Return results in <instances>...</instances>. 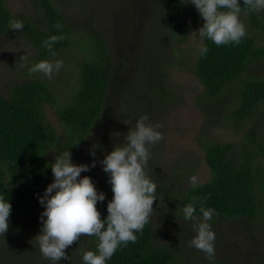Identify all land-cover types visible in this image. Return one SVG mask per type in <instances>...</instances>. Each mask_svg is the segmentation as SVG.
Wrapping results in <instances>:
<instances>
[{"label": "trees", "instance_id": "trees-1", "mask_svg": "<svg viewBox=\"0 0 264 264\" xmlns=\"http://www.w3.org/2000/svg\"><path fill=\"white\" fill-rule=\"evenodd\" d=\"M165 2L164 17L157 14L148 23L146 33L150 40L142 50L140 66L131 71L137 74L131 81L128 77H119L112 43L98 26L93 24L85 29L70 25L54 0H31L34 12L30 16H15L7 0H0V38L15 35L24 40L33 48L38 63L53 56L43 47V42L51 36H63L64 39L53 47L55 56L67 54L75 65L71 73L75 81L65 100L60 101L48 78L36 76L17 81L8 95L0 94V196L11 204L9 229L5 235H0V251L6 246L35 239L41 233L40 215L45 208L37 197L53 183L51 165L56 156L70 151L72 160L74 153L91 140L101 146L95 149L94 158L89 152L84 155L91 166L93 159L97 161L100 156L107 155L104 150L108 148L103 147L105 142L114 145L118 140L111 136L118 128L107 132L104 129L105 114L110 110L109 96L116 85L130 84L126 92H131L135 106L141 104L139 98L145 101L152 96L154 89L160 90L163 101L175 102L166 80L165 61L168 63V59L172 60L170 66L189 69L200 81L204 90L196 104L206 116L212 117V125L233 130L241 134V139L233 143H202L211 174L209 180L197 183L196 187L187 188L185 182L176 180L181 178L178 176L168 187L165 181L156 183L158 178L153 170L146 172L157 188L149 222L142 234L135 233V243L118 247L105 264H237L240 260L233 254L230 244H226L222 253H217V248H221L217 245L219 237L225 240L222 231L227 222L256 227L264 238V74L261 72L264 11H248L243 0H239L241 13L247 14L246 36L239 45L221 46L204 38L203 47L208 51L205 55L200 52L196 62L191 64L182 48L189 40L185 20L187 18L197 29L204 21L195 6L184 3L185 0ZM13 19L23 22V30L9 28ZM46 106L57 114L63 134L48 122ZM127 106L125 117L132 116V110L142 113L130 103ZM91 170H97L101 182L109 184L102 164L97 162ZM102 193L105 200L97 203V210L101 219L106 220L107 205L114 193L110 197H107L108 189ZM194 196L198 198L195 204L197 220H185L183 207L191 203ZM201 200L206 201V209H214L215 214L208 222L211 230L222 227L214 243L213 258H206L199 250L188 256L182 250L190 239L179 241L167 237L157 227L156 221L167 222L180 216L184 222L179 226L184 233L197 234L195 225L202 219ZM83 237L88 244L85 252L98 254V238ZM83 255L80 257L82 264ZM59 263L64 264V261L61 259Z\"/></svg>", "mask_w": 264, "mask_h": 264}, {"label": "rangeland", "instance_id": "rangeland-1", "mask_svg": "<svg viewBox=\"0 0 264 264\" xmlns=\"http://www.w3.org/2000/svg\"><path fill=\"white\" fill-rule=\"evenodd\" d=\"M54 2L70 25L86 29L94 24L106 33L112 43L119 77H128L131 81L137 78V74L131 71L140 66L142 50L150 40L146 33L148 23L157 14L163 18L167 11L165 0H75L74 2L73 0H54ZM7 5L15 16L21 14L30 16L34 12L31 0H7ZM157 18L159 17L157 16ZM240 20L245 24L247 14L241 13ZM185 22L189 31V40L182 48H184L185 55L191 64H194L203 47L204 38L198 35L199 29L195 28L187 18ZM34 55L33 48L17 36L6 35L0 38V94L8 95L11 87L17 81L32 79L33 76L47 78L42 73L29 74V68L37 63ZM23 56H26V59L21 61L20 58ZM57 60L63 61V67L58 72H54L52 78L47 80L52 86H55V92L62 101L66 99L70 86L75 81L71 75L75 65L67 54L62 57L52 56L47 61L54 63ZM22 63L24 67H21ZM165 63L167 64L165 68L167 86L174 95L175 102H172L171 99L163 101L160 90L154 89L152 96L147 97L145 101L139 98L138 101L141 104L135 106L132 102L131 92H126L130 84L116 85L109 96L110 110L105 114L104 129L107 132L118 128L115 133L118 132L121 136L115 138L120 140L129 131V128L135 126L136 121L142 115H147L152 124H161L162 127L158 131L162 133L163 140L155 146H150L152 155L145 172L153 170L154 175L158 178L156 183L165 181L168 187H171L173 178L181 177L182 179L176 180L180 179L185 182L188 188L191 185L189 180L192 176L198 177V183H204L210 178L211 171L206 162V152L202 143H233L241 139V134L221 125H212V117L206 116L196 104L198 96L204 90L200 81L189 69L170 66L172 65L171 59ZM261 72L264 74V65ZM153 85L156 86V83ZM128 103L140 109L142 113L132 110V116L125 117V113L128 112ZM45 112L48 122L63 134L60 119L53 108L46 106ZM136 113L139 114L136 115ZM262 135L264 136V130ZM93 144L90 140L82 145L74 153L72 163L88 165L87 157L84 155L89 152ZM105 146L108 149H105L104 152L110 154L113 145L111 143L108 145L105 142L103 147ZM103 159L104 156H100L97 160L100 166L99 162ZM98 170L101 171V169ZM85 176L91 178L98 192L108 189L110 193L107 194V197L112 195L111 185L101 182L102 179L97 170L82 172L78 179ZM94 179L97 180L94 181ZM152 182L154 183V179ZM166 221L156 222L157 227L161 228L160 231L167 237L179 241L188 238L191 241L196 236L192 232L184 233V229L180 227L184 222L182 217L178 216V218ZM174 223L177 224V227ZM252 229L253 232H251ZM212 231L217 239L222 227H216ZM222 234L225 236V240L222 241L219 237L217 245L221 248H217V253H222L227 248L226 244H230L233 254L240 260L237 264H264V238H261L256 227L234 225L232 222H227ZM12 245L1 249L0 264H52L50 260L43 258L36 239ZM87 245L85 238L81 236L80 240L65 249V253L70 259H62L64 264H82L80 257L85 253ZM196 250L189 243L182 251L191 256L195 254ZM60 263L57 262V264Z\"/></svg>", "mask_w": 264, "mask_h": 264}, {"label": "clouds", "instance_id": "clouds-1", "mask_svg": "<svg viewBox=\"0 0 264 264\" xmlns=\"http://www.w3.org/2000/svg\"><path fill=\"white\" fill-rule=\"evenodd\" d=\"M198 10L204 23L198 30L201 38L211 40L215 45H239L246 36V27L240 20L242 7L239 0H185ZM248 11H264V0H243ZM56 27L59 29L60 25ZM11 30H23L22 21L13 19L9 22ZM196 34V33H193ZM63 36H51L43 42V47L55 56L54 45L63 40ZM207 47L200 49L201 55L207 53ZM26 56L20 58L24 61ZM24 67V64H21ZM63 67V61L54 63L44 60L29 68V74L42 73L51 79L54 72ZM161 124H152L147 115H142L133 128L115 142L110 154L100 161L103 171L108 174V183L114 193L113 199L107 205L108 216L101 219L97 210V203H103L105 194L98 192L90 177L78 179L82 172H88L96 167L97 161L93 159L91 166L76 165L72 163L71 152L65 151L56 156L55 163L51 165L54 182L49 184L43 196H38V202L45 208L40 215L42 223L41 233L35 237L42 256L57 264L61 259H70L65 249L81 236L98 238L97 251H87L83 255L84 264H105L118 247L127 246L129 242L135 243L137 235L141 233L149 222L156 200V184L147 176L145 169L151 158L150 146H155L163 140L158 129ZM113 138L120 137V133L111 134ZM78 144V143H77ZM99 143L93 144L89 154L94 158L95 149L100 148ZM103 151V149H101ZM193 187L197 186L198 177L192 176L189 180ZM198 198L193 197L192 202L183 207L185 220L196 221L195 204ZM200 201L199 211L202 219L195 225L196 236L190 245L203 252L206 258L215 256V233L208 223L214 209L205 208ZM11 204L0 196V235H5L9 229V216ZM46 218V219H45Z\"/></svg>", "mask_w": 264, "mask_h": 264}]
</instances>
